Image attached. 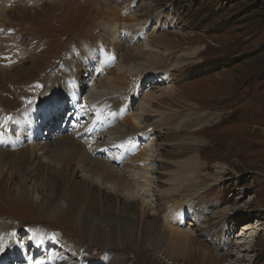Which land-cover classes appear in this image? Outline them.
I'll use <instances>...</instances> for the list:
<instances>
[{"label": "rangeland", "instance_id": "obj_1", "mask_svg": "<svg viewBox=\"0 0 264 264\" xmlns=\"http://www.w3.org/2000/svg\"><path fill=\"white\" fill-rule=\"evenodd\" d=\"M43 1L45 0H34L32 3V0H25L26 4L23 0H7L4 3L1 0L0 2V7L14 6L17 8L13 11L14 20L6 21V25L20 27L19 33L16 28L18 35H12L11 28H7L11 29L9 32L0 34V65L9 67L11 70L20 68L26 72L31 67V60L27 54L30 47H37V54L43 59L39 60L41 65L38 64L39 67L34 71L33 78L26 77V79L21 76L18 78L19 84L16 80L8 79L2 83L0 88L2 115L0 118L8 114H18L23 111L19 107L32 103L37 98H40L37 102L47 101L45 104L49 106V102H58L64 98V95H67L69 100L65 105L66 109L59 114V119H54L50 108L44 112L43 116L48 113L45 122L49 123L54 119L52 124L57 126L49 128L50 137L45 135L47 131L42 128L40 135L47 137L42 139L40 136V140L48 141L53 145L52 148L62 144L67 148L68 144L72 145V142H75L77 148L79 146L83 148L82 157L86 158L83 159L86 165L91 163L89 160H95V158L104 163H114L108 161L109 154L104 151L98 152V148L106 141L107 147L116 152V146L123 143L124 135L132 132L129 128L137 121L134 116L129 117L128 115L137 110L138 100L145 99L147 92H157L167 85H174V88L178 90L177 95L167 99L164 97L161 101L162 106L166 107L165 117H151L148 124L151 127L155 122H161L164 119L171 122L176 117L174 111L188 110L185 106L191 102L196 107L188 108L205 112L210 120L199 127V130L194 131V137L201 139L199 149L195 152L197 155L201 154L203 167L198 181L207 185L202 198L209 203L211 213L230 207L228 242L239 241L236 234L240 233L241 228L246 226H255V228L250 229L252 236L248 240L242 237V240L248 243L241 245L238 249L226 246L221 251L202 234L198 223L195 224L196 222L187 216L184 220V228L189 226L192 228L195 232L196 245L200 243V249H207L209 256L214 260L210 261L209 257L208 261L203 263V256H201L192 258L191 263L186 259L180 262L174 260L173 264H231L234 261L235 264H264V79H260V76L264 77V0H240L236 3H226L225 0H108V5L104 0H62L56 10L43 7L47 11L42 12L50 14L42 20L33 22L32 25L40 38L33 45L29 43V32H23L25 23L18 18L22 14L35 13L37 10L35 8L40 9ZM7 2L12 5L5 7L4 4ZM111 10L118 12L119 17L129 16L135 18L132 21L148 22V25L145 24L147 25L145 30L149 39L157 33H166L173 40L177 38L178 49L173 52L174 55L162 64L152 63L150 65L155 74L159 75L168 71V81L153 84V77H150L144 80L142 85L138 84L136 92H133L134 90L131 92L127 89L128 87H124V90L116 95L113 94L115 89L105 85L104 78L109 76L116 81L115 85L122 87L121 78L116 77L113 70L115 68L114 58L122 61L124 52L141 41L137 38L118 44L110 38L109 43H105ZM61 11L62 13L59 14ZM243 11L245 15L242 16ZM233 15L237 18H231ZM103 21L105 24L102 25ZM30 24L31 22H26V27ZM135 32L136 29L128 28L129 34L132 35ZM82 43L85 46L95 43L101 47L102 51H106L103 59L105 64L102 65L104 71L99 74L101 69L95 70V75L99 74L97 76L100 77L96 85L97 89H91L87 85L91 73L80 79V89L73 87V80L71 81L69 77L73 70H68L67 67L69 65L72 68V62L76 60L72 58L74 57L72 53L68 56L66 53L69 48H76L77 44ZM15 44L17 48H22L21 55L11 52L16 47ZM195 48H198L199 57L195 59L194 64L172 69V64L182 62L177 57L178 54ZM79 49L83 50L81 46ZM4 60L10 65L4 63ZM51 81L56 89L48 85L47 82ZM128 81L131 83L133 80ZM133 87L134 84L130 86L131 89ZM90 89L98 91L99 94L107 90V93L105 92L104 95L101 93V96L108 95V97H104L102 101L99 100L96 107L93 103L97 99L88 95L92 92ZM78 90L80 92H77ZM49 92L52 95L44 97L43 94ZM71 100L75 101L79 111L70 118L73 120L67 122L65 117L68 114ZM130 100L134 104L128 107L130 103L127 102ZM103 101L108 104L113 103L116 108L120 107V110L114 113L108 109L107 112L102 113L101 103ZM179 105H183L182 108H179ZM173 107L176 109L170 111ZM37 109L39 106L35 108L33 114L39 121L40 111ZM124 110H126L125 115ZM106 124L108 128L105 127ZM95 127H102L101 132L105 130V141L98 139ZM52 131L55 132L51 135ZM161 139L163 138H156L153 143L157 150L156 153L169 154L168 151L161 150ZM128 142L137 155L143 145L146 147L151 145L150 141H145V137L138 138L134 135L128 137ZM191 154V151H186L172 162L179 163L187 160ZM164 155L162 157L158 155L154 160L156 165L161 166V174H154L152 181L156 186L154 189L158 191L169 188L171 182L180 185L179 182L185 178V174L179 172L180 169L177 171V165H169ZM117 156L115 155L112 160H116ZM138 158V164L143 165L141 154ZM40 159L46 161L42 155ZM144 159L148 157L144 155ZM216 164L225 167L224 173L217 180L212 179L210 175L214 173ZM82 169L81 167L76 176L71 172L72 170L69 172L79 184L83 183L82 178H85L84 175L87 174ZM17 172H11L10 176L2 171L0 174V259L7 251L12 250V253H15L16 247L26 243L31 227H46L53 235L49 248L55 250L57 255L62 254L61 259L64 260V264H73L69 261L76 262L77 259L74 256L77 254L80 256V262L85 254L91 264H101L105 258H113L112 264H172L159 252L150 255L145 248L140 249L135 244L118 246L108 239L109 237L97 232L88 237L72 217H64L60 214L57 216L46 210L39 211L36 206L39 193L36 190L31 191L30 189L31 199L20 197L19 188L22 184ZM88 183L90 184L89 181ZM147 191H143L142 196L137 192L134 193L143 199ZM154 197L158 198L157 194H154ZM61 202L63 203V200ZM130 202H134L133 205H139L135 203L136 200ZM175 203L176 200L167 205H158L157 211L166 212L168 207ZM118 204L125 205L121 199L118 200ZM137 210L139 212V209ZM147 211L149 221L158 220L161 223V216L157 218V213ZM237 225L238 227H235ZM17 253L20 255L21 250ZM241 256L244 258L243 261L235 260L237 257L243 259Z\"/></svg>", "mask_w": 264, "mask_h": 264}, {"label": "bare ground", "instance_id": "obj_2", "mask_svg": "<svg viewBox=\"0 0 264 264\" xmlns=\"http://www.w3.org/2000/svg\"><path fill=\"white\" fill-rule=\"evenodd\" d=\"M6 1L7 0H2L3 3ZM24 1L25 0H23V3L26 4L27 2L25 3ZM33 1L34 0H32V3ZM104 1L107 2V5L109 4L108 0ZM61 2L62 0H45L42 2L41 8L39 7L40 9L35 8L37 9L35 13H26L19 16L18 19H21L22 22L25 23L23 32H29V43L34 45L35 42L40 39L39 34L32 25L33 22L42 20L50 14L44 13L47 10L43 7L56 10ZM24 4H22V6ZM9 5L12 4L10 2L4 4L5 7ZM20 5L21 3L17 6L19 7ZM15 9L17 8L14 6L8 8L0 7V34L9 32L12 29V35H18L20 27H10L6 25V21L10 22L14 20L13 11ZM43 10L44 12H42ZM61 13L62 11L59 14ZM109 14L110 19L108 20L109 23L104 39L106 44L109 43L110 38L118 44H121V42L125 40H136L137 38L141 41L138 45L131 46V48L124 52L122 61L113 57L115 65L113 70L115 71L116 77L119 79L121 78L123 82L122 87L115 85L114 83L116 81L109 76L104 78L103 82H105V85L111 89H115L113 94L116 95L117 93L120 94L122 90H124V87H128L127 89L131 92L132 90L136 92L138 84L142 85V82L150 77H153V84H161L166 82V80L168 81V71L158 75L155 74L150 65L152 63H156L157 65L162 64L166 59L174 55L173 52L178 49V44H176L177 38L173 40L166 35V33H157L149 39V35L146 34L145 30L148 22L132 21V19L135 20V18L129 16L119 17L118 12L116 13V11L112 10L109 11ZM26 22H31V24L26 27ZM103 24H105L104 21L102 25ZM16 28L18 29V33H16ZM128 28L136 29L135 34H129ZM80 46L83 50L79 49ZM30 48L27 54L28 58L31 60V67L26 70V72L20 68L11 70L9 67L0 65V88L5 79L16 80L19 84L20 80L18 78L21 76L33 78L34 71L39 67L38 64L41 65V61L39 60L43 59L39 58L37 47ZM68 51L66 53L67 56L72 53L74 56L72 58L76 60L72 62V68L69 65L67 67L68 70H73L72 74H69L70 80H73V87L80 89V79L91 73L87 85L91 87V89H97L96 85L100 79L98 76L104 71L102 65L105 64L103 63V59L106 51H102L101 47L95 43H91L89 46H85L84 43L77 44L76 48H69ZM11 52L15 55H21L22 48L20 49L16 46ZM177 57L182 62L172 64L173 70L185 67L189 64H194L193 62H195V59L199 57L198 48L182 51ZM14 58L12 60H14ZM17 60L18 59H16V61ZM8 62L5 61L4 63L10 65ZM6 64L5 66H7ZM98 69L101 70L97 76L95 75V70ZM127 79L133 81L130 83ZM51 82H47L49 83L48 85L56 89L54 83ZM132 84H134V87L131 89L130 86ZM176 91L178 90L174 88V85H167L157 92H147L145 94V99L138 100L139 104H137V110L128 115L129 117L134 116V119L137 121H135V124H131L132 127L129 129L132 130V132H128L124 135L123 143L116 146V152L107 147L105 130L101 132L102 127H95V133L98 139H103L105 141L104 145L98 148V152L104 151L109 154L108 161L114 163H104V161L95 158V160L87 159L91 163L86 165V162L84 163L83 161V159L86 158L82 157L83 148L80 146L77 148L75 142H72V145L68 144L67 148L63 144L52 148L53 145L49 144L48 141L43 142V140H40V130L42 128L47 131L45 135L50 137L49 128H55L57 126L56 124L53 125L52 122L54 119H59V114L66 109L65 105L67 104V100H69L67 95H64V98L62 97L63 99L58 102H49V106L45 104L47 101H43L42 103L37 102L40 98L35 99V101L27 105L23 104V106L19 107L23 111H16L18 114H8L0 118V174L2 171L8 173L10 176L11 172L18 171L19 180L22 184L19 188L20 197H28L31 199L32 189L36 190L39 193V200L36 201V206L39 211L46 210L52 212L51 214H60L64 217L74 218L88 237H91L92 234L97 232L105 237H109L108 239L112 240L118 246L135 244L136 247L140 249L145 248L150 255L159 252L161 256L167 258L172 264L174 260L180 262L186 259L191 263L192 258L195 259L201 256H203L202 262L205 263L210 257V253L206 251L207 249H200V243L198 246L196 245L194 241L195 232L192 228H190V226L184 228V220L187 216L191 217L193 221L196 222L195 224L198 223L197 225L199 227H197L199 230L202 231V234L207 237L209 241H212V244L215 245L217 249L222 251L226 246L238 249L241 245L248 243V241L242 240V237L248 240L252 236L250 229L253 227L255 228V226L241 228L240 233L236 234L238 236L236 238H239V241L228 242V226L230 225V213L228 212L231 209L230 207H225L222 210L211 213L209 203L202 198V195H205L204 189L207 185L201 184L202 181H198L199 173L203 167L200 154L197 155L195 152L199 149L198 146L201 143V139L194 137V131L208 122L210 118L207 117L205 112L188 108L196 107L190 101L191 104L186 103L188 106H185L188 110H175L176 108L174 107L170 109V111L175 110L174 112L176 113V117L173 118L174 120L171 122L164 119L161 122H155L151 127L150 124H148L151 117H165L167 111L165 110L166 107L162 106L163 103H161V101L164 97H166V99L175 97ZM77 92H80V90ZM77 92L74 93L76 94ZM105 92L107 93V90L100 92V94L98 91H92L88 94L90 95L89 97H95L97 99L94 100V106L96 105L97 107L99 100L102 101L104 97H108V95L104 97L101 96V93L104 95ZM43 95L44 97H48L52 95V93L49 92ZM127 103H130L128 107L134 104L131 100ZM182 103L184 104L185 102ZM101 104L102 113L107 112L108 109L114 113L118 112V109L120 110V107L116 108V105L113 103L108 104L106 101H103ZM38 106L39 109L37 110L40 111L39 121L33 114L35 108ZM182 106L183 105H179L178 107L182 108ZM160 107L164 110L160 109ZM49 108L51 112H53L55 118L52 122L50 121L48 123L45 122L48 113L44 116L43 114L45 111H48ZM77 108L75 101L71 100L65 121L69 122V120H73L70 118L79 111ZM169 108H171V106H169ZM125 112L126 110L123 111L124 115ZM1 115L2 113L0 112V116ZM105 127L108 128L107 124ZM54 132L55 131H52L51 135L54 134ZM130 135H134L138 138L145 137V141H150L151 143L149 147L143 145L140 149L139 154H141L142 160L144 161L143 165L138 164L139 154L137 155L130 147V143L128 142V137H130ZM25 137H27V139H24ZM46 137L44 136L42 139ZM156 138H163L161 139V150L168 151L169 154L166 152L163 154H159V152L156 153L157 150L153 144ZM72 140L75 141L74 139ZM186 151L192 152L187 160L180 161L179 163L172 162L173 159L183 155ZM41 155L46 158V161L40 159ZM115 155H118L116 160H112ZM144 155H146L148 159H144ZM158 155L159 157L164 155V158L169 161L168 163H170V166L177 165V171L180 169L179 172L185 174V178L179 182L180 185L171 182V186L164 191L154 189L156 186L152 183L154 180L153 175L156 173L161 174V166L159 167V165H156L154 161ZM9 167L11 169H9ZM81 167L87 174L84 175L85 178H82L83 183L79 184L69 172L72 170L71 172L76 176ZM224 169L225 167L223 165L216 164L214 166V173L210 174L211 178L217 180L218 177L224 173ZM164 183H168V181H164ZM145 190L148 191L145 193L143 199L134 193L137 192L142 196ZM154 194H157L158 198H155ZM176 196H178V199H176ZM119 199L123 200L125 203V205H121L122 207L118 204ZM61 200H63L64 204ZM135 200L137 201L135 203H139L138 206H136L137 204L133 205L134 202H130ZM174 200H176V203L169 206L166 212L164 210H161L162 213L157 211L156 207L158 205H167ZM137 209H139V212ZM147 210H149L150 213H157V218L161 216V223H159L158 220H154L153 222L149 221L146 214V212H148ZM175 224L177 226H175ZM235 227H238V225ZM52 238V233H49L46 227H31L26 243L16 247L14 250L15 253H12V250L7 251L4 256L1 257L0 264H64V260L61 259L62 254L61 256L60 254L57 255L55 250L49 248L52 243ZM237 241L238 243L236 244ZM20 250L21 253L19 255L17 252ZM226 253L228 254V252ZM217 257L218 255L216 258ZM241 257L243 258V256ZM74 258L77 259L76 262H69L73 264H91L90 259L85 254L81 258V262L78 254L75 255ZM112 259L113 258H105L102 260L101 264H112ZM209 260H214V258L210 257ZM235 260L240 262L243 261L244 258L240 259V257H237ZM234 262L231 264H235Z\"/></svg>", "mask_w": 264, "mask_h": 264}, {"label": "trees", "instance_id": "obj_3", "mask_svg": "<svg viewBox=\"0 0 264 264\" xmlns=\"http://www.w3.org/2000/svg\"><path fill=\"white\" fill-rule=\"evenodd\" d=\"M238 1H240V0H229V1H228V0H225L226 3H227V2H230V3H236V2H238ZM246 14H247V13H246ZM241 15H242V16L245 15V14H244V11H243V13H242ZM231 18L236 19L237 16H236V15H233ZM192 67H193V66H192ZM192 67H190V68H192ZM187 69H188V68H187ZM187 69H186V71H187ZM250 77H251V76H250ZM250 77H248V79H249ZM260 77H261V78H260L261 80L264 79L263 76H260ZM249 80L251 81V79H249ZM248 85H249V84H248ZM200 156H201V154H200Z\"/></svg>", "mask_w": 264, "mask_h": 264}]
</instances>
